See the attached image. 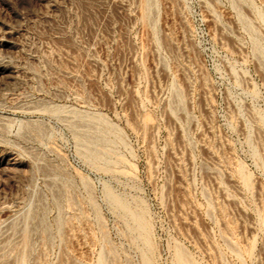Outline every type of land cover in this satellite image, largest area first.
Instances as JSON below:
<instances>
[{"label":"rangeland","instance_id":"374dc122","mask_svg":"<svg viewBox=\"0 0 264 264\" xmlns=\"http://www.w3.org/2000/svg\"><path fill=\"white\" fill-rule=\"evenodd\" d=\"M49 2L0 0V264H264V0Z\"/></svg>","mask_w":264,"mask_h":264},{"label":"bare ground","instance_id":"6f19581e","mask_svg":"<svg viewBox=\"0 0 264 264\" xmlns=\"http://www.w3.org/2000/svg\"><path fill=\"white\" fill-rule=\"evenodd\" d=\"M40 1L43 2V3H50L49 2L50 0H40ZM55 1H58V0H55ZM54 10H56V7H54V5H53L51 7L50 11L53 12ZM8 30L9 29L4 27V25H0V53L2 52V49L4 47H9V48H11V49H13L15 51L18 50V48H19L17 43H16V41H15V38L12 36L11 32L8 31ZM17 75L18 74L16 73V71H14L11 67H7V66H4V65L0 64V88H1V91L8 90L7 85H9V84L12 85L11 83L14 84V82H16L17 79H18ZM2 153H4V152H2ZM1 158H2V156H1ZM11 158L12 157L10 155H6L5 154V156L2 159H0V174H2V172H6L7 173V171H11L12 172L13 169H16V168L21 166V164H22L21 162H16L14 160V158L13 159H11ZM181 256H180V258H183V256L182 257ZM180 258H179V255H178V259H180ZM184 259H185V262H186V258L185 257H184ZM184 259H180L179 261L181 263H185Z\"/></svg>","mask_w":264,"mask_h":264}]
</instances>
